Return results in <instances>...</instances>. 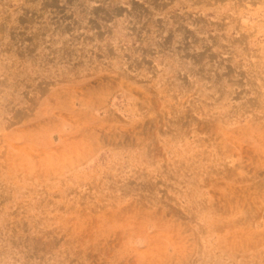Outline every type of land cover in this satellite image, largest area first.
Segmentation results:
<instances>
[{"label": "rangeland", "instance_id": "rangeland-1", "mask_svg": "<svg viewBox=\"0 0 264 264\" xmlns=\"http://www.w3.org/2000/svg\"><path fill=\"white\" fill-rule=\"evenodd\" d=\"M0 264H264V0H0Z\"/></svg>", "mask_w": 264, "mask_h": 264}]
</instances>
